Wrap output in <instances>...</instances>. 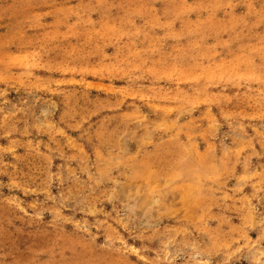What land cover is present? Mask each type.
Returning <instances> with one entry per match:
<instances>
[{
  "label": "rangeland",
  "instance_id": "374dc122",
  "mask_svg": "<svg viewBox=\"0 0 264 264\" xmlns=\"http://www.w3.org/2000/svg\"><path fill=\"white\" fill-rule=\"evenodd\" d=\"M0 264H264V0H0Z\"/></svg>",
  "mask_w": 264,
  "mask_h": 264
}]
</instances>
